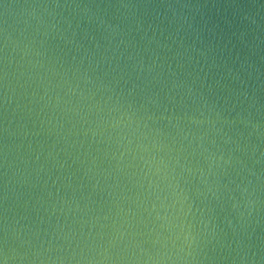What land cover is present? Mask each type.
<instances>
[{
	"label": "water",
	"instance_id": "95a60500",
	"mask_svg": "<svg viewBox=\"0 0 264 264\" xmlns=\"http://www.w3.org/2000/svg\"><path fill=\"white\" fill-rule=\"evenodd\" d=\"M2 264H264V0H0Z\"/></svg>",
	"mask_w": 264,
	"mask_h": 264
},
{
	"label": "snow or ice",
	"instance_id": "6c2138e0",
	"mask_svg": "<svg viewBox=\"0 0 264 264\" xmlns=\"http://www.w3.org/2000/svg\"><path fill=\"white\" fill-rule=\"evenodd\" d=\"M0 264H2V262H0Z\"/></svg>",
	"mask_w": 264,
	"mask_h": 264
}]
</instances>
